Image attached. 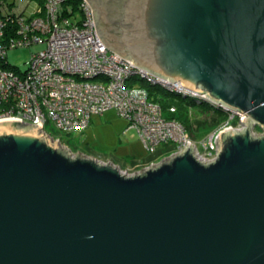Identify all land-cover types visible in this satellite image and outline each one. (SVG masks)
<instances>
[{
    "label": "water",
    "instance_id": "1",
    "mask_svg": "<svg viewBox=\"0 0 264 264\" xmlns=\"http://www.w3.org/2000/svg\"><path fill=\"white\" fill-rule=\"evenodd\" d=\"M87 1L109 51L245 127L128 175L0 122V264H264V0Z\"/></svg>",
    "mask_w": 264,
    "mask_h": 264
},
{
    "label": "built area",
    "instance_id": "2",
    "mask_svg": "<svg viewBox=\"0 0 264 264\" xmlns=\"http://www.w3.org/2000/svg\"><path fill=\"white\" fill-rule=\"evenodd\" d=\"M32 4L33 11L27 14ZM35 46L44 49L31 55L26 71L7 61L9 51ZM142 85L207 103L224 112L226 120L195 139L178 121L166 118ZM109 111L137 130L147 154L154 155L163 145L173 146V152L158 161L121 169L128 175L156 166L189 146L199 161L211 163L218 155L220 135L243 130L246 121L245 114L206 101L109 51L87 0H0V122L39 126L48 136L50 125L61 134H72L85 132L94 116ZM253 134L260 133L255 129Z\"/></svg>",
    "mask_w": 264,
    "mask_h": 264
},
{
    "label": "rangeland",
    "instance_id": "3",
    "mask_svg": "<svg viewBox=\"0 0 264 264\" xmlns=\"http://www.w3.org/2000/svg\"><path fill=\"white\" fill-rule=\"evenodd\" d=\"M33 6L32 4L27 8V14L32 13ZM42 49H44V47L35 46L11 50L8 52L7 61L12 67L18 68L24 72L28 69L27 62L30 60L31 55ZM198 119L202 120V117L198 116ZM128 127V122L125 119L114 115H106L98 124L93 126V130L90 128L85 132H75L71 135L64 134L63 136L62 134L58 135L55 133L56 131H54L53 127L50 125L46 128V131L55 141L59 140L62 147H67L72 154L81 153L90 157H98L97 160L101 162L111 161L124 171L135 168L132 166H123L126 158L130 159L132 155L144 153L142 152L143 148L137 130L130 127L128 129ZM207 132V128H200L198 137L203 136V134ZM67 142L77 145L80 148L78 150L82 151L78 152L74 149L73 145L69 147ZM87 144H89V146ZM91 153L95 154V156ZM112 160L119 164L114 163Z\"/></svg>",
    "mask_w": 264,
    "mask_h": 264
},
{
    "label": "trees",
    "instance_id": "4",
    "mask_svg": "<svg viewBox=\"0 0 264 264\" xmlns=\"http://www.w3.org/2000/svg\"><path fill=\"white\" fill-rule=\"evenodd\" d=\"M145 87H147L150 93L151 100L159 103L162 106L166 118L169 120L178 121L186 128V130L190 133V135L195 139L202 137V136L198 137V131L200 128H204V129L207 128L208 132H210L215 128H217L226 120V114L224 112L213 109L207 103L198 104L195 99L182 97L174 93L165 92L159 87H152V86H145ZM171 108H175L176 112L171 113L170 112ZM198 116H201L202 120L198 119ZM55 133L61 135V133L57 131ZM62 135L64 136V134ZM67 144L69 145V147H72L73 145L74 149L77 150L78 152L82 151V150H78L80 148L77 145L70 144L68 142ZM172 152H173V146L163 145L158 149V151L154 155L147 156V158L143 159L140 164L136 160V158L131 157L130 159L126 158L124 160L125 163L123 164V166L127 167L128 165H131L134 168L137 167L138 164L146 165L148 163L158 161L163 157L168 156ZM113 162L117 163L115 161Z\"/></svg>",
    "mask_w": 264,
    "mask_h": 264
},
{
    "label": "crops",
    "instance_id": "5",
    "mask_svg": "<svg viewBox=\"0 0 264 264\" xmlns=\"http://www.w3.org/2000/svg\"><path fill=\"white\" fill-rule=\"evenodd\" d=\"M106 115H109V116H117V114L114 112V111H109V112H107V113H105V114H103V115H100V116H94L93 118H92V121H91V124H90V126H89V128L88 129H90L91 128V130H93V126L95 125V124H98L103 118H104V116H106ZM87 129V130H88ZM128 129H129V127H128ZM86 130V131H87ZM71 135V134H70ZM88 146H89V144H87ZM142 145V144H141ZM142 148H143V146H142ZM142 152H144V153H141V154H138V155H132L131 157H134V158H136V160L139 162V164L142 162V160L143 159H145V158H147V156H150V154H147L146 152H145V150H144V148H143V151ZM92 154V153H91ZM92 155H94L95 156V154H92ZM130 157V156H129ZM96 158H98V157H96ZM139 164H138V166H139ZM128 166H131V165H128Z\"/></svg>",
    "mask_w": 264,
    "mask_h": 264
},
{
    "label": "flooded vegetation",
    "instance_id": "6",
    "mask_svg": "<svg viewBox=\"0 0 264 264\" xmlns=\"http://www.w3.org/2000/svg\"><path fill=\"white\" fill-rule=\"evenodd\" d=\"M90 3L92 4L93 8L96 10V12L100 13V11L98 10L100 8L99 6V0H90Z\"/></svg>",
    "mask_w": 264,
    "mask_h": 264
}]
</instances>
